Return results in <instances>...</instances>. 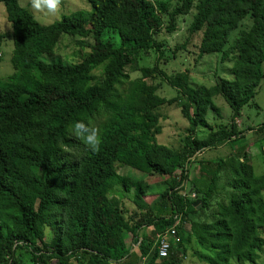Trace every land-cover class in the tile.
Returning a JSON list of instances; mask_svg holds the SVG:
<instances>
[{
	"label": "trees",
	"instance_id": "obj_1",
	"mask_svg": "<svg viewBox=\"0 0 264 264\" xmlns=\"http://www.w3.org/2000/svg\"><path fill=\"white\" fill-rule=\"evenodd\" d=\"M87 2L89 12L44 26L18 0H0L12 26L13 69L0 80V264H184L189 251L202 264H254L264 247V173H255L247 153L214 160L206 155L236 145L250 130L234 121L264 82V0ZM192 9L188 34L190 39L201 32L198 58L219 54L222 62L232 60L231 80L193 86L186 71L167 74L161 68L185 44L167 55L158 36L175 33ZM245 19L251 25L239 29ZM108 32L118 46L104 39ZM61 36L93 42L75 63L34 54ZM2 41L0 35V46ZM149 53L156 54L155 64L141 66ZM135 72L140 77L129 80ZM157 76L175 97L158 96ZM216 97L232 112L225 124L207 119L219 113ZM165 105H176L187 122L177 149L158 142ZM101 114L102 144L86 150L71 126H94ZM253 129L264 139V124ZM195 166L197 178L191 175ZM152 176L168 184L153 207L144 201ZM221 179L226 184L219 187ZM117 186L133 190L136 207L149 212L146 222L130 216L123 192L112 197ZM43 214L58 218L49 241L47 228L43 233L40 227ZM173 226L168 256L159 259L155 236ZM147 227L152 230L142 234Z\"/></svg>",
	"mask_w": 264,
	"mask_h": 264
},
{
	"label": "rangeland",
	"instance_id": "obj_2",
	"mask_svg": "<svg viewBox=\"0 0 264 264\" xmlns=\"http://www.w3.org/2000/svg\"><path fill=\"white\" fill-rule=\"evenodd\" d=\"M152 1H160V0H152ZM20 7L28 10L34 18L41 25H50L56 21H59L62 16L69 15L74 12H89L90 5L87 0H63L60 11L49 18L41 19L39 18L31 9L28 4V0H18ZM195 13L194 9L191 10L190 14L183 17L179 20L177 31L172 35H167L162 31L159 39H163L166 47L168 49V54L174 50L177 46H181L185 44V48L177 52L176 57L173 59H169L167 63L161 64V68L167 74H174L177 72L186 71L189 74V82L191 85H203L206 87L213 86L220 79L231 80L233 76L232 72V60L221 61V57L219 54H209L205 55L202 58H198V45L201 39V32L194 34L189 39L188 34V26L191 22L192 15ZM251 25V21L249 19H245L240 24L239 29H248ZM237 31L232 32L231 39L234 38ZM0 35L3 36V41L0 46V80H5L13 71L11 65V56H12V26L8 21L5 11L4 4L0 3ZM104 39H110L114 46H118V38L112 32H108L105 34ZM57 42L52 44L42 43V46L37 49L34 54H53L54 59H61L64 63H75L80 58L88 54L89 45L92 44L91 38L86 39H78V38H67V36H61L60 39L56 40ZM43 61L50 62V59L46 56L41 58ZM156 61V54L149 53L145 56L144 60L141 62V66H149L152 67ZM264 69V68H263ZM96 76L100 75V71L94 72ZM140 72H135L129 74V80L133 81L140 77ZM154 84H159L160 88L157 90V94L160 97L164 98H172L177 95L176 91L171 88L166 82H162L161 77L157 76L153 82ZM255 108L248 106L244 107L242 110V115L244 116V120L247 121V117L250 120L254 119L255 112H259L260 114L264 113V89L257 91L255 96ZM215 107L220 111L221 119L212 122L214 119V113H210L207 116V119L211 125L227 123V117L231 115L230 108L224 103V101L220 97H216L213 99ZM159 112L162 116L160 120V124L162 126V132L158 137V142L160 144L166 145L170 148L177 149L180 145L179 140L183 136V131L187 128V122L182 118L180 114V110L176 105H165L159 109ZM104 114H101L96 117L93 125L100 129V125L104 120ZM251 123V121L249 122ZM99 125V126H98ZM241 143V142H240ZM246 143H244L245 145ZM241 144L240 147L244 146ZM237 145L228 144L226 146L211 150L207 153L206 158L210 159H219L228 156L229 154L236 153L241 154V151L237 149ZM258 155L257 158L250 159V162L253 166V169L256 174H258L257 166H262V162ZM261 162V165H260ZM194 168H197L195 166ZM119 173H125V169L119 168ZM131 176H134L132 171L128 170ZM137 174V177H140V174ZM179 171L177 172V176ZM194 176L193 173H191ZM152 178V177H151ZM152 181L155 182L154 186L151 188L153 193H150V197L144 199V201L153 207L155 201L158 199V195H156L159 191L160 193L168 186L163 179L154 176ZM226 182L221 179L219 182V187L225 185ZM187 189L190 187V183L186 185ZM120 192H123L125 196H122L120 199L124 204V207L127 209L128 213L131 217L135 214H139V216L143 217L144 221L148 220L149 212L147 209H139L133 202L134 194L133 190L126 193L123 191L121 186H117L115 188V194L112 195L113 198H118ZM159 193V194H160ZM130 207V208H129ZM137 209V210H136ZM156 213V210H153ZM135 218V217H134ZM40 227L43 233L45 232V227L47 228L44 238L46 241H49L51 237L56 234L59 229L58 226V218L52 215L43 214L41 217ZM264 237V233H263ZM142 264V263H141ZM184 264H202L198 260L194 259L190 255V251L187 253V257L184 259ZM249 264V263H247ZM254 264H264V247L260 252L259 259Z\"/></svg>",
	"mask_w": 264,
	"mask_h": 264
},
{
	"label": "crops",
	"instance_id": "obj_3",
	"mask_svg": "<svg viewBox=\"0 0 264 264\" xmlns=\"http://www.w3.org/2000/svg\"><path fill=\"white\" fill-rule=\"evenodd\" d=\"M262 89H264V82H262L259 85V87L257 88V91L262 90ZM257 91H256V94H257ZM254 100H255V98H254ZM254 104H255V101L251 105V107L255 108ZM212 113L215 114L214 115V119L215 120H213L212 122L221 119L220 111H219V113H216L215 111L212 112ZM231 115H232V112H231ZM231 115L229 117H227V122H229V119L231 118ZM247 121H249V122L251 121V123L246 122L244 120V116L243 115H241L239 118H236L235 121H234L238 125L239 128L242 127V128L250 129V130H248L246 132L244 138L242 140H240L239 142H237L238 146H236V147H237V149H239L241 151V154H238V155L241 156L243 153H247V155L249 156V160L252 159V158H257L258 155H260L261 156L260 158H262L261 162H262L263 165L261 167L257 166V168H258V171H259L258 174H262V173H264V139L262 138V136L259 137V135H260V134H258L259 131H257V129H253V128H255L258 125L264 124V113L260 114L259 112L256 111L255 115H254V119L250 120V118L247 117ZM251 128H252V130H251ZM257 139H259V140H257ZM244 143H246V144L244 145ZM241 144H243L244 146L240 147ZM224 146H226V145H224ZM261 162H260V165H261ZM197 169L198 168H194L192 170V172H191V173L194 174V177H196V178L198 176ZM153 177L154 176H152V178ZM152 178L149 177L148 179H146L148 184H149V187H148L149 196L148 197H150V193H153L151 188L154 186L153 184H155V182L152 181ZM157 192L158 193L156 195H159L160 192L159 191H157ZM151 230H152V227H147V228H145L143 230V232L142 231L141 232H142V234L143 233L148 234ZM129 241H130V238L127 240V242H129ZM132 251H134L137 256L140 255L138 250H137V246H133Z\"/></svg>",
	"mask_w": 264,
	"mask_h": 264
},
{
	"label": "clouds",
	"instance_id": "obj_4",
	"mask_svg": "<svg viewBox=\"0 0 264 264\" xmlns=\"http://www.w3.org/2000/svg\"><path fill=\"white\" fill-rule=\"evenodd\" d=\"M63 0H28L33 12L41 19L56 15ZM71 134L83 141L86 150L98 151L102 144L101 130L83 121L75 122L71 126Z\"/></svg>",
	"mask_w": 264,
	"mask_h": 264
},
{
	"label": "built area",
	"instance_id": "obj_5",
	"mask_svg": "<svg viewBox=\"0 0 264 264\" xmlns=\"http://www.w3.org/2000/svg\"><path fill=\"white\" fill-rule=\"evenodd\" d=\"M189 197L193 199L195 198V194L189 193ZM178 222H179V219H177V223ZM175 234L176 232L173 226L165 230L163 233H158L155 236V243L157 246V255L159 259H162L168 256L169 250L171 248L170 239H172L175 236Z\"/></svg>",
	"mask_w": 264,
	"mask_h": 264
},
{
	"label": "water",
	"instance_id": "obj_6",
	"mask_svg": "<svg viewBox=\"0 0 264 264\" xmlns=\"http://www.w3.org/2000/svg\"><path fill=\"white\" fill-rule=\"evenodd\" d=\"M199 204H200V201H196L193 205L198 208Z\"/></svg>",
	"mask_w": 264,
	"mask_h": 264
}]
</instances>
